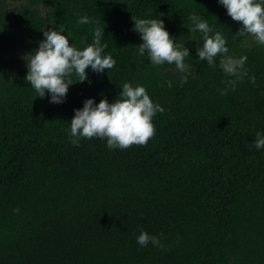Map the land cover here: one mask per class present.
<instances>
[{
	"label": "trees",
	"instance_id": "16d2710c",
	"mask_svg": "<svg viewBox=\"0 0 264 264\" xmlns=\"http://www.w3.org/2000/svg\"><path fill=\"white\" fill-rule=\"evenodd\" d=\"M193 13L228 55L247 57V75H226L219 55L198 60ZM132 18L162 19L189 48L186 83L174 64L137 54ZM60 24L77 48L104 28L116 63L86 69L84 82L68 77L66 101L53 104L25 81L24 57ZM240 27L217 0H0V264H264V148L250 146L264 133V45L243 47ZM125 82L164 109L154 135L126 149L72 143L73 109L100 94L111 103ZM141 229L162 247L139 246Z\"/></svg>",
	"mask_w": 264,
	"mask_h": 264
},
{
	"label": "clouds",
	"instance_id": "9594fccd",
	"mask_svg": "<svg viewBox=\"0 0 264 264\" xmlns=\"http://www.w3.org/2000/svg\"><path fill=\"white\" fill-rule=\"evenodd\" d=\"M226 14L233 20L241 22V27L235 33L238 37L252 35L256 43L264 45V0H217ZM133 31L136 32L142 43L137 47V54L147 56L153 66L165 63L174 64L180 73V84L187 82L189 65L185 58L191 57L189 48L177 43L165 28L162 19L135 18ZM192 27L190 31L201 33L199 44L195 49L198 60L205 61L209 66L215 63L220 56L219 67L228 76L242 78L247 75L244 68L247 57L236 58L228 55L226 39L219 31H214L207 19L195 13L189 16ZM87 15H80L77 23L88 24ZM103 29L95 27L92 32V42L83 48H77L70 43L66 28L63 24L43 30L42 39L38 47L25 57L27 72L25 81L35 90L36 97L47 98L49 103L62 104L66 101L69 86L72 85L68 77L75 75L79 82L87 80L86 69L95 73H105L116 63L102 44ZM253 79L254 78H250ZM235 86V81H229ZM171 87V81L168 82ZM118 96L110 103L104 94L97 103L94 98H87L79 109H73V117L69 124V134L72 143L80 138L106 139L109 149H126L134 144L144 145L155 132L152 123L157 112L164 109L153 103L143 85L133 87L125 82L120 87ZM226 89L221 94H226ZM252 147L257 150L264 148V133L257 131ZM14 211H18L15 209ZM136 243L145 247L151 243L155 247L160 245V238L151 235L143 229L135 237Z\"/></svg>",
	"mask_w": 264,
	"mask_h": 264
},
{
	"label": "rangeland",
	"instance_id": "374dc122",
	"mask_svg": "<svg viewBox=\"0 0 264 264\" xmlns=\"http://www.w3.org/2000/svg\"><path fill=\"white\" fill-rule=\"evenodd\" d=\"M242 45H243V47L251 48V47L258 45V43H256V41L252 35L248 34V36L244 39Z\"/></svg>",
	"mask_w": 264,
	"mask_h": 264
}]
</instances>
